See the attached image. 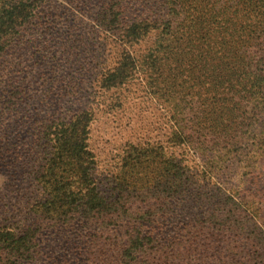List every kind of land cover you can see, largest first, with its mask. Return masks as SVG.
Listing matches in <instances>:
<instances>
[{"label": "trees", "instance_id": "16d2710c", "mask_svg": "<svg viewBox=\"0 0 264 264\" xmlns=\"http://www.w3.org/2000/svg\"><path fill=\"white\" fill-rule=\"evenodd\" d=\"M139 2L109 0L103 8V38L114 53L98 86L120 88L144 68L179 151L128 143L106 198L91 174L92 110L47 118L48 197L38 208L55 223L88 225L87 264H255L264 246V0H162L147 14ZM37 7L0 0V56ZM62 166L68 181L55 178ZM192 167L215 202L173 234L164 211L187 190ZM34 231L15 237L0 228V252L32 243Z\"/></svg>", "mask_w": 264, "mask_h": 264}, {"label": "rangeland", "instance_id": "374dc122", "mask_svg": "<svg viewBox=\"0 0 264 264\" xmlns=\"http://www.w3.org/2000/svg\"><path fill=\"white\" fill-rule=\"evenodd\" d=\"M108 1L37 0L31 24L0 56V228L15 237L36 230L32 243L0 252L3 264H87L88 225L75 218L55 223L38 208L48 197L43 183L51 154L42 136L47 118L92 110L91 174L99 195L106 198L114 195V175L128 143H158L168 152L179 151L168 141L171 121L149 94L144 68L120 88L98 86L103 71L112 67L105 64L114 53L103 38ZM161 1L140 0L136 5L147 14ZM152 13L158 15L159 10ZM149 43L135 49L144 51ZM195 169L187 172L192 180L183 196L164 211L171 217L163 225L173 234L186 218L202 216L215 202L209 181ZM66 170L70 168L62 166L55 178L68 181ZM259 252L255 264H264V246Z\"/></svg>", "mask_w": 264, "mask_h": 264}]
</instances>
